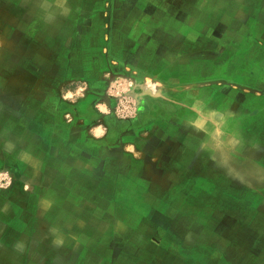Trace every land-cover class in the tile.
Instances as JSON below:
<instances>
[{
  "label": "crops",
  "instance_id": "obj_1",
  "mask_svg": "<svg viewBox=\"0 0 264 264\" xmlns=\"http://www.w3.org/2000/svg\"><path fill=\"white\" fill-rule=\"evenodd\" d=\"M12 26L0 118L50 135L0 188V257L264 264V0H0ZM85 96L107 114L68 120Z\"/></svg>",
  "mask_w": 264,
  "mask_h": 264
},
{
  "label": "rangeland",
  "instance_id": "obj_2",
  "mask_svg": "<svg viewBox=\"0 0 264 264\" xmlns=\"http://www.w3.org/2000/svg\"><path fill=\"white\" fill-rule=\"evenodd\" d=\"M12 30H14V32H10V33H0V62L2 60H4L5 58L7 59H10L12 56V52H16V50H13V49H8V48H11L12 46L16 47V37H17V34L16 33V26H12ZM29 39V40H28ZM27 39V42H29V47L30 48H25L24 51L26 52L25 53V56L29 58H32L33 57V45H34V42L31 41L32 40V35L29 34V37ZM7 42V43H6ZM2 43H4L2 45ZM8 46V48H7ZM15 55V54H13ZM17 55V54H16ZM2 66H0L1 68ZM4 67H7L4 66ZM28 71V70H26ZM30 72H32V69L29 70ZM26 87H28V84L26 85ZM75 87V86H73ZM29 88V87H28ZM86 92H89V93H95V92H90V90L86 91ZM85 92V94H86ZM96 98L97 97H89L88 96H85L84 99L85 100H90L89 103L93 104L92 106L89 107V109H86L84 107V109H81V110H78V113H68L66 114L65 116L67 117L68 120H71V121H77L78 120H86V121H90L92 119H95L96 117H98L99 115H105L107 113L105 112H102L100 109H99V106H96L95 103L97 102L96 101ZM26 99V98H25ZM76 99V98H74ZM1 100V98H0ZM88 100V101H89ZM31 103V100L30 102ZM31 106V104H30ZM133 107V106H132ZM110 109V107H108ZM110 113L109 116H111L113 114L112 111H109ZM112 112V113H111ZM119 115L121 116H127L129 115L128 112H124V111H121V112H118ZM9 119V121H8ZM66 119V120H67ZM13 119L8 117L6 119L4 118H0V160H1V156L2 154H6L7 153V157L6 155H4V159L5 162H1L0 161V166L3 164L2 163H6L7 166H3V169H0V188L2 187H5V186H10L12 188H15V186L17 185V180L16 179V176H17V173H22V175L27 174V170L29 169L28 165L23 167L22 165V161H19L17 163V153L18 152H23L26 153L25 156H27L28 154V149L30 147V144L32 142V138H36V137H41V138H44V137H49L50 135V132L48 133L46 129H32V128H16L14 127V124L15 123H12ZM3 122V123H2ZM4 124V127H2V125ZM85 124V123H84ZM16 125V124H15ZM83 125V124H82ZM85 126V125H83ZM72 130H75L72 129ZM71 130V131H72ZM91 131V128H86V129H81V128H76V130L74 131V134H79L80 132H89L90 133ZM20 137L21 141L24 143V144H21V145H17L15 142L17 141V138ZM2 142V143H1ZM7 143V144H6ZM18 147L21 150H17ZM33 147V146H32ZM40 147H43V145H39V146H36V148H40ZM31 148V147H30ZM3 159V158H2ZM9 159V161L7 160ZM29 160L26 161V163H28ZM24 171V172H23ZM120 189V188H119ZM127 190L129 191V193L127 195L123 194V192H121V195L123 196H126V199L128 202H131V200L135 201L136 200V196L133 195L132 196V199L129 198V194H132V193H135L134 192V189L132 188H127ZM223 196V195H222ZM222 196L220 195H217V198H215V203H217L220 199H222ZM133 201V202H134ZM254 201V200H252ZM234 214H233V218L237 217L240 215V213L238 212V210H233ZM11 214L14 216L15 218V211H12ZM217 219V223H216V229L218 231V234H220L221 236H224L225 233H226V227L224 225V222H225V214H224V211H222L221 209L218 210V215L216 217ZM7 259H12L11 257L10 258H7V257H0V264H8L7 263ZM235 259H237V261L240 263L241 262V258L239 257H235ZM217 263L218 264H224V258L222 257V255H219L217 257ZM9 264H12L11 260L9 261Z\"/></svg>",
  "mask_w": 264,
  "mask_h": 264
}]
</instances>
